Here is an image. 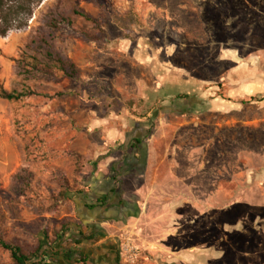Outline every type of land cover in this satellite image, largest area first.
<instances>
[{
  "label": "rangeland",
  "instance_id": "obj_1",
  "mask_svg": "<svg viewBox=\"0 0 264 264\" xmlns=\"http://www.w3.org/2000/svg\"><path fill=\"white\" fill-rule=\"evenodd\" d=\"M61 18L73 26L51 27V20ZM16 42L13 54L8 52ZM29 45L41 60H46L47 48L70 59L80 79L19 73L17 60ZM242 65L258 67L264 78V0H43L34 7L27 26L0 36V87L8 91L30 88L38 94L20 101L0 98V235L35 244L43 233L51 238L64 220H73L68 217L71 209L77 213L76 203L56 199L61 174L74 191L87 189V180L97 170L93 163L106 158L102 155L112 139L109 129L123 131L128 118L142 116L153 107L152 97L162 101L163 95L178 91L202 101L197 106L199 101L193 99L197 101L192 105L195 114L180 113L173 123H168L171 120L164 113L151 112L150 131L158 125L166 133L153 141L161 144L160 154L171 147L176 128L184 133L195 127V143H202V129L209 122V115L198 114L204 110L203 102L226 97L228 87L223 80ZM169 79L177 84H169ZM162 80L164 88L155 93ZM250 96L238 110L211 117L213 127L226 117L231 126L217 125L205 157L202 151L179 154L181 160L193 156L190 166L181 169L190 176L187 186L204 193L211 176L212 184L222 192L214 195L210 206L216 224L233 229L229 243L240 238L239 250L254 254L250 261L251 257L233 252L234 247L223 248L229 264H264V126L252 121L261 110ZM238 120L250 123L237 124ZM67 150L83 156L81 166ZM204 158L209 167L198 161ZM24 170L33 173L26 193L18 178ZM197 206L188 210L187 205L180 206L179 212L203 213L202 202L197 201ZM207 223L208 216H202L198 228L190 231L191 240L198 243L207 238L203 231ZM240 223L254 231L240 235L236 228ZM220 233L223 237V232L213 230V238ZM125 234L133 240L122 227L120 241ZM0 264H11L9 252L1 247Z\"/></svg>",
  "mask_w": 264,
  "mask_h": 264
},
{
  "label": "crops",
  "instance_id": "obj_2",
  "mask_svg": "<svg viewBox=\"0 0 264 264\" xmlns=\"http://www.w3.org/2000/svg\"><path fill=\"white\" fill-rule=\"evenodd\" d=\"M18 43L11 45L7 51L13 54ZM260 72L256 66L242 65L233 68L223 80L228 87L226 97L219 95L205 100L203 106L201 104V109L204 110L198 114L209 115V122L205 121L202 129V143H195L198 134L195 127L185 129L184 133L180 128H176L171 138L173 142L171 147L168 146L164 150L165 153L163 151L160 154L158 148L160 149L161 144L153 141L166 133H162L158 125L153 131H150L152 126H149L153 111H155L154 115L157 112L167 115L171 120L168 123L179 119L180 113L184 116L194 115L196 111L191 109L192 105L199 101L197 106H200L202 102L196 95H193L191 102L175 99V93L163 95L162 101L152 97L154 109L152 107L150 110H145L142 116L135 115L128 118L123 131L120 128L109 129L112 139L105 145L106 148L103 147L108 152L102 155L106 158L93 163L97 170L93 171L90 180H87V189L83 190L82 194L77 193L74 199L70 200L72 205L76 203L78 206L77 213L72 209L69 212L68 218L73 220H64L58 226L61 228L62 225L68 224L69 227V241H61L58 244L61 246L60 251H66L67 258H63L64 254H61L57 262L50 264H124L121 259L119 239L122 227L129 231L134 243L141 250L137 264H229L230 258L225 256L226 247H234L233 252H241L239 254L251 257L249 260L254 261L252 251L239 250L238 242L243 241L242 239L229 243L228 234L233 229L217 225L216 220L213 219L210 200L218 193L222 195V192L212 184L211 176H208L210 178L208 190L204 193H198L195 187L187 186L190 176L187 175V171L183 172L181 169L190 166L193 156L190 158L187 155V159L181 160L179 154L180 152L196 154L202 151L205 157V152L212 147V134L218 131L217 125L225 129L231 126L230 118L226 117L225 122L216 123L213 127L211 117L238 110L245 103L243 99L249 95H251V103L261 110V114L259 113L252 121L257 123V126H264V78ZM176 81L169 79L168 83L177 84ZM163 88L162 80L160 88H156L154 92L157 93ZM233 122L236 123L235 119ZM240 123L247 125L246 123L250 122L238 120L237 124ZM135 138H139L140 143H135L133 141ZM182 147L189 149L182 151ZM169 150H171L170 154L167 153ZM198 161L205 166L208 163L205 162V158ZM104 198L106 201L103 204L94 205L93 208L88 207ZM197 201L202 202L203 213L179 212L180 206L187 205V210L201 206H197ZM205 215L208 216V223L203 231L207 238L197 243L191 240L190 231L194 232L198 228L199 220ZM256 227V230H261L260 226ZM236 228L240 235L254 231V228H245L242 223ZM213 230L223 232V237L220 233V237L214 239ZM42 237L43 235H40L38 241ZM245 245L250 246L248 243ZM257 245L260 246V243L258 242ZM73 258L77 261L72 262Z\"/></svg>",
  "mask_w": 264,
  "mask_h": 264
},
{
  "label": "trees",
  "instance_id": "obj_3",
  "mask_svg": "<svg viewBox=\"0 0 264 264\" xmlns=\"http://www.w3.org/2000/svg\"><path fill=\"white\" fill-rule=\"evenodd\" d=\"M43 0H0V36L5 37L7 33L14 28H23L27 26L28 20L31 18L33 9L36 5L40 4ZM80 16H83L91 22H95L90 16L85 13L76 12ZM63 25L69 27L73 26V23L66 19L51 20V27L57 29ZM88 40H95L94 37L89 36L85 32H80ZM46 60H41L36 53L31 52V45L27 47L23 57L17 60V66L19 65V73L26 74L27 76H51L61 79L67 77L70 79H80V72L70 59L63 57L58 52H55L49 48L46 49ZM38 95L36 90L27 88L26 90H12L8 91L3 87H0V98L7 101H20L25 98ZM61 95L60 93L56 94ZM175 99L182 100L184 102H191L193 95L186 92H176L174 94ZM192 104V103H191ZM192 109V107H191ZM15 125L20 128L21 123L19 120L15 121ZM135 143H140L139 138L133 140ZM66 154L76 159L79 166L83 160V156L76 151L67 150ZM81 167L79 168V170ZM78 171V169H77ZM23 175H19L21 180L22 192L26 193L30 187L33 173L24 170ZM62 186L56 196V199L63 203L66 200H73L75 195L82 194L83 192L74 191L69 186L68 180L65 175L61 174ZM106 199L97 200L96 204H90L88 207L93 208L94 205L103 204ZM69 227L68 224L62 225L59 230L53 232V236L47 233L43 234V237L37 244H28L27 242L20 241L19 239L6 240L0 235V247L9 252L11 264H50L57 262L60 255L64 254L63 258H67L66 251L59 250L61 246H58L59 242L65 240L69 241ZM68 242H66L67 244ZM60 251V252H59ZM63 251V252H62ZM73 255V254H72ZM71 256V255H70ZM72 262H76L77 259L73 258ZM71 260V257L70 259Z\"/></svg>",
  "mask_w": 264,
  "mask_h": 264
},
{
  "label": "built area",
  "instance_id": "obj_4",
  "mask_svg": "<svg viewBox=\"0 0 264 264\" xmlns=\"http://www.w3.org/2000/svg\"><path fill=\"white\" fill-rule=\"evenodd\" d=\"M121 259L124 264H137L141 250L131 237L124 235L121 241Z\"/></svg>",
  "mask_w": 264,
  "mask_h": 264
}]
</instances>
